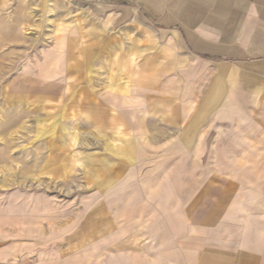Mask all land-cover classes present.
I'll return each instance as SVG.
<instances>
[{"label":"rangeland","instance_id":"374dc122","mask_svg":"<svg viewBox=\"0 0 264 264\" xmlns=\"http://www.w3.org/2000/svg\"><path fill=\"white\" fill-rule=\"evenodd\" d=\"M235 98L136 12L0 0V264H264V111Z\"/></svg>","mask_w":264,"mask_h":264},{"label":"crops","instance_id":"0c3cea01","mask_svg":"<svg viewBox=\"0 0 264 264\" xmlns=\"http://www.w3.org/2000/svg\"><path fill=\"white\" fill-rule=\"evenodd\" d=\"M81 1L136 12L152 27L171 33L236 94L233 102L264 111V0ZM243 246L247 249L248 241L240 238ZM218 252L209 264H221L217 259L225 252Z\"/></svg>","mask_w":264,"mask_h":264}]
</instances>
